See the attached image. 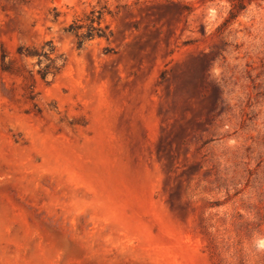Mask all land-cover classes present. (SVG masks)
Returning a JSON list of instances; mask_svg holds the SVG:
<instances>
[{"label":"rangeland","instance_id":"1","mask_svg":"<svg viewBox=\"0 0 264 264\" xmlns=\"http://www.w3.org/2000/svg\"><path fill=\"white\" fill-rule=\"evenodd\" d=\"M0 264H264V0H0Z\"/></svg>","mask_w":264,"mask_h":264},{"label":"trees","instance_id":"2","mask_svg":"<svg viewBox=\"0 0 264 264\" xmlns=\"http://www.w3.org/2000/svg\"><path fill=\"white\" fill-rule=\"evenodd\" d=\"M232 1H233V2H236V3L238 4V6H242V5L245 3L246 0H232ZM249 1H250V2H253V1H257V0H249ZM77 37H79V39L82 38V36H79L78 34H77ZM21 55H23L24 57H27V56L30 55V54H22V52H21ZM45 55H47V54H45ZM49 60L51 61V65L48 66L47 68H45L44 71H42V72H43V73H42V78H43V79H46L47 75L49 74L50 69H58V68L56 67V65H55V61H53V60L50 59V58H49ZM54 74H55V73H54Z\"/></svg>","mask_w":264,"mask_h":264}]
</instances>
